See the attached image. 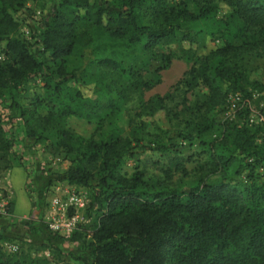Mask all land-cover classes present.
Here are the masks:
<instances>
[{"label": "trees", "instance_id": "1", "mask_svg": "<svg viewBox=\"0 0 264 264\" xmlns=\"http://www.w3.org/2000/svg\"><path fill=\"white\" fill-rule=\"evenodd\" d=\"M30 1L36 0H0V98L10 97V107L33 126L29 137L40 140L46 132L56 137L58 150L71 158L62 177L68 185L92 189V207L99 213L85 264H264V181L243 186L226 171L237 160H246L250 174L264 165L260 127L220 123L221 137L208 143L206 158L197 164L199 180L170 187L152 184L143 170L121 171L124 157L140 141L141 114L129 118L127 133L107 123L123 99L153 86L135 66L136 58L179 33L192 42L195 38L184 27L204 22L205 38L220 43L198 57L183 79L188 88L205 86L209 91L204 113L186 122L198 135L213 129L216 120L205 113L224 104L227 93L251 97L246 61L248 54L264 55V0H59L39 31L40 56L18 33L19 22L11 12ZM220 5L228 7L223 16ZM66 57H78L82 65L68 71ZM60 60L58 78L45 76L44 91L21 92L46 63ZM168 96L154 94L142 108L157 128L169 112ZM72 117L94 125L93 131L77 132L70 125ZM4 125L0 113V169L8 170L5 161L13 141ZM172 140L158 148L170 150ZM220 145L233 149L224 155L217 152ZM175 169L189 174L181 160ZM13 208L11 202L10 213ZM79 234L75 231L71 239ZM5 236L0 234V264H46L40 257L8 251Z\"/></svg>", "mask_w": 264, "mask_h": 264}, {"label": "rangeland", "instance_id": "2", "mask_svg": "<svg viewBox=\"0 0 264 264\" xmlns=\"http://www.w3.org/2000/svg\"><path fill=\"white\" fill-rule=\"evenodd\" d=\"M59 0H36L30 1L25 8L17 10L11 8V12L19 22L18 33L32 43L35 51L40 56L42 46L38 43L39 31L50 13L57 7ZM228 7L220 5L219 16H223ZM190 31L195 38L192 42L183 38V33H179L169 41H162L153 51L136 58L135 66L147 81H151L153 86L143 88L139 92H134L126 99L120 110L108 117L107 123L110 127L118 126L123 133H127L129 128V118L141 114L139 118L145 119L140 141L134 142L132 154L124 157L121 171L131 174L135 170H143L145 178L152 184L169 185L176 187H188L199 180L200 172L197 164L206 158L204 151H209L208 143L214 138L221 137L222 126L220 123L225 120H233L238 123L245 122L253 129H261L258 140L264 141V55H247V72L249 80L246 87L251 92V97L242 92H229L224 104L216 107L211 112L205 113L208 117L216 120V126L198 135L197 132L187 125V119H198L204 113L203 102L207 98L208 88L205 86L188 88L183 79L191 69L194 61L202 57L210 46L219 44L217 40L205 38L204 22L188 24L184 27ZM203 40L206 43L203 45ZM2 59V56L0 57ZM217 61L211 62L212 67ZM60 61L48 62L28 81L21 92L35 88L44 91V77L49 75L57 77V69ZM63 64L68 71L82 65L78 57H66ZM212 73V71H211ZM218 79H215V84ZM70 85L76 86L72 81ZM84 92L91 95V90L84 87ZM22 93H20L22 95ZM154 94L169 95L166 100V109L161 117L162 128L155 126L153 117H146L142 108L149 98ZM19 95V97L21 96ZM12 100L10 97L1 96L0 113L4 119L6 136L13 141V147L6 158V165L9 169H0V186L6 188L10 168L13 165H22L28 173L27 189L31 194L35 205V217L39 219V225L30 231H42V236L35 239L27 237L24 232L13 230H0L1 235H7L4 245L10 252L21 251V255L34 258L40 257L46 264H85L84 259L92 255L91 235L93 233L97 214L99 211L92 207L93 195L90 187L70 186L63 179V174L71 165L69 155L58 150L56 137L46 132L40 140L32 139L28 136V129L33 127L24 118L19 116L18 111L10 107ZM70 125L80 133L85 135L93 131L94 125L80 120L76 117L70 118ZM160 135V136H155ZM172 137L170 150H161L158 147L167 145V138ZM143 146V147H141ZM143 149V150H142ZM233 148L220 145L217 152L229 155ZM192 159H189V157ZM177 160H176V159ZM181 160L189 171L188 175L175 169V164ZM246 160H237L227 168V175L234 178L235 182L243 186L252 182L262 183L264 181V165L256 167L250 174L245 166ZM3 166V165H2ZM240 169V172L237 170ZM170 170L169 176L167 171ZM215 179V178H213ZM76 192L82 196L86 202L80 210L79 228L76 230L80 234L75 239L71 235H56L47 224L51 200L56 195ZM4 233V234H3ZM52 236L49 239V236Z\"/></svg>", "mask_w": 264, "mask_h": 264}, {"label": "crops", "instance_id": "3", "mask_svg": "<svg viewBox=\"0 0 264 264\" xmlns=\"http://www.w3.org/2000/svg\"><path fill=\"white\" fill-rule=\"evenodd\" d=\"M28 173L24 166L15 165L11 168L8 176L7 189L10 191L12 204H14L13 212L8 216L0 217V230H7L13 232L18 230L24 232L25 235L31 239L42 236L45 228L38 232L30 231L31 227L34 229L41 224L35 217L36 210L33 207V200L31 194L27 191ZM34 213V215H33ZM31 220L30 223L27 221ZM40 226V225H39Z\"/></svg>", "mask_w": 264, "mask_h": 264}, {"label": "built area", "instance_id": "4", "mask_svg": "<svg viewBox=\"0 0 264 264\" xmlns=\"http://www.w3.org/2000/svg\"><path fill=\"white\" fill-rule=\"evenodd\" d=\"M11 200L10 191L0 186V216H8ZM85 199L76 192L59 194L52 198L47 224L49 229L60 235H71L79 228L80 210Z\"/></svg>", "mask_w": 264, "mask_h": 264}]
</instances>
